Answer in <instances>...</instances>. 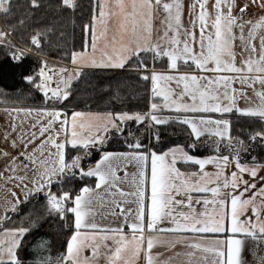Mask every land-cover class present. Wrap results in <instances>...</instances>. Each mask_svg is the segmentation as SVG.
Masks as SVG:
<instances>
[{"label":"snow or ice","instance_id":"snow-or-ice-1","mask_svg":"<svg viewBox=\"0 0 264 264\" xmlns=\"http://www.w3.org/2000/svg\"><path fill=\"white\" fill-rule=\"evenodd\" d=\"M26 2L17 16V0H0V72L23 68L40 94L38 105L12 109L17 122L3 131L0 177L13 188L0 213V264H264V163L242 162L250 143L264 146V0H94L87 19L81 0H56L73 32L80 20L81 48L62 50L61 65L46 59L60 47L57 25L31 22L44 5ZM29 60L36 66L25 68ZM85 68L131 70L145 108L75 110ZM247 89L259 103L240 106ZM242 118L259 129L234 135ZM172 124L188 138L162 147L160 126ZM41 217L63 231L55 255L36 235Z\"/></svg>","mask_w":264,"mask_h":264},{"label":"trees","instance_id":"trees-1","mask_svg":"<svg viewBox=\"0 0 264 264\" xmlns=\"http://www.w3.org/2000/svg\"><path fill=\"white\" fill-rule=\"evenodd\" d=\"M21 7L17 10L16 15L22 16L27 12L26 0H17ZM94 0H81L84 5V17L87 19L89 4ZM44 7L37 14L33 23L57 25V35L53 37V42L60 41L59 48H53L48 52L46 58L67 63L61 59V51L73 48L79 50L81 48V36L79 30L80 20L76 21L75 32L73 25L67 18H60L55 11L56 0H42ZM53 7H48V5ZM4 23V20L2 18ZM63 32L64 37H60L59 33ZM35 67V63L29 60L24 65ZM157 70L163 69V64L157 62ZM23 68H16L14 71L0 72V107L16 108V107H32L40 103V94L31 90L29 84L21 79ZM85 76L81 77L78 82V92L72 107L78 111L85 112H106V111H140L145 108L147 103L145 85L142 83L131 70H102V69H85ZM150 87V85H148ZM251 126L259 129V122L251 119H241L236 122L234 119V135L236 129L244 128L248 131ZM162 147L172 146L173 144H184L187 140V133L179 124L170 126H160ZM147 143V141H145ZM112 150H124L119 144L113 146ZM203 155H211V149H201ZM255 157V163H264V146L259 142L250 143L249 152L242 154V162L253 163L251 157ZM43 202L33 204L30 210L42 209ZM23 207V206H22ZM11 215V213H10ZM21 219V218H18ZM36 235L46 237L52 248V254L55 255L60 248L64 239L63 231L59 227V223L54 219L41 217V222ZM25 259H31L29 252L23 253Z\"/></svg>","mask_w":264,"mask_h":264},{"label":"crops","instance_id":"crops-1","mask_svg":"<svg viewBox=\"0 0 264 264\" xmlns=\"http://www.w3.org/2000/svg\"><path fill=\"white\" fill-rule=\"evenodd\" d=\"M188 2H189V0H185V3H188ZM253 11L256 12L257 14L260 13V10L257 9V8H253ZM185 19L187 20V14H185ZM157 23H158V21H157ZM237 43L239 44V41ZM85 69H92V68H85ZM96 69H100V68H96ZM102 70H106V69H102ZM235 87L239 88L241 86L239 84H236ZM257 87H259V85H257ZM247 92H248V96L251 97V95L253 94L252 90L251 89H247ZM241 100L242 99H240L238 101L239 104H240ZM257 103H259V98L255 97V100H254L253 104H257ZM12 109L13 108L0 107V118H2V116H4V113H6V111H11ZM10 118H11V120L15 119V117H10ZM21 120H23V118H21ZM1 123H2V121L0 120V125H1ZM25 126L27 127V124H25ZM3 131L4 130L1 128L0 129V145H2ZM249 164H252V163H249ZM257 164H259V163H257ZM207 168H208V170H212L213 166L212 165H208ZM133 170L134 169H133V167L131 165H127V171L129 173H131ZM229 170H231V167H230ZM5 175H7V173H5ZM121 175H123V172H121ZM259 175H264V170H262L259 173ZM12 188H13V182L12 181H6L3 177H0V213L3 212V208H4V204H5L6 199L8 201H10L12 199L11 191H10ZM17 191H19V190L17 189ZM20 195H21V198H23V192H20ZM97 221L99 223H101V224H112V225H115L116 223H118V219L116 217H111V216H103V217L97 216ZM168 239H170V237H162V240L164 242H162L160 245H158V248H159L160 251H165V243H166V241ZM169 254H171V250L165 251V255H169ZM257 255H264V251H261ZM244 256H245V258L248 261H250V262L254 261V257H253V255L251 254L250 251H245Z\"/></svg>","mask_w":264,"mask_h":264},{"label":"rangeland","instance_id":"rangeland-1","mask_svg":"<svg viewBox=\"0 0 264 264\" xmlns=\"http://www.w3.org/2000/svg\"><path fill=\"white\" fill-rule=\"evenodd\" d=\"M209 3L211 4L212 3V0H209ZM107 70V69H106ZM109 70H112V69H109ZM255 97L254 94L251 95V100L250 101H247V100H244L242 99L240 101V106H244L245 103H254V100H255ZM11 111H6V113H4V116H2V118H0V120L2 121L1 125H0V129L2 128L3 130L5 129V127H7L9 124L13 123V122H17L16 121V118L15 119H12L10 117H15V114L14 113H11ZM23 118V120H25V115L24 113H20L19 114V118ZM20 118V119H21ZM35 118V114L33 113L31 117H29L27 120H26V124H28L32 119Z\"/></svg>","mask_w":264,"mask_h":264},{"label":"built area","instance_id":"built-area-1","mask_svg":"<svg viewBox=\"0 0 264 264\" xmlns=\"http://www.w3.org/2000/svg\"><path fill=\"white\" fill-rule=\"evenodd\" d=\"M3 21H2V17H0V25H3ZM46 59H49V58H46ZM50 61H54L57 65H61V64H67V63H64V62H61V61H57V60H53V59H49ZM51 66V65H50ZM69 67H72L71 65H69ZM58 70V69H57Z\"/></svg>","mask_w":264,"mask_h":264}]
</instances>
